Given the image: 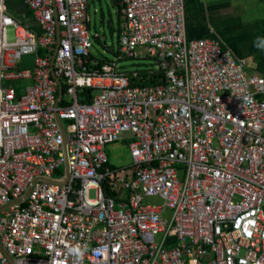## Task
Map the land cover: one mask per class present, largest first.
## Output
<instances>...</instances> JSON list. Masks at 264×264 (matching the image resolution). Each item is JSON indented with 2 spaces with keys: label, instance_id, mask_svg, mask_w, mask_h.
Segmentation results:
<instances>
[{
  "label": "built area",
  "instance_id": "obj_1",
  "mask_svg": "<svg viewBox=\"0 0 264 264\" xmlns=\"http://www.w3.org/2000/svg\"><path fill=\"white\" fill-rule=\"evenodd\" d=\"M116 1L117 59L142 49L160 84L92 55L88 0H25L39 35L0 0L2 248L13 264H264V76L188 40L183 0Z\"/></svg>",
  "mask_w": 264,
  "mask_h": 264
},
{
  "label": "crops",
  "instance_id": "obj_2",
  "mask_svg": "<svg viewBox=\"0 0 264 264\" xmlns=\"http://www.w3.org/2000/svg\"><path fill=\"white\" fill-rule=\"evenodd\" d=\"M183 3L188 40L218 41L224 50L245 59L249 72L264 76V0H183ZM113 4L118 6L120 17L118 1L113 0ZM5 12L31 33L40 34L25 0H5ZM32 61V57H25L22 69H31Z\"/></svg>",
  "mask_w": 264,
  "mask_h": 264
},
{
  "label": "rangeland",
  "instance_id": "obj_3",
  "mask_svg": "<svg viewBox=\"0 0 264 264\" xmlns=\"http://www.w3.org/2000/svg\"><path fill=\"white\" fill-rule=\"evenodd\" d=\"M88 33L93 42L92 55L98 59L118 60L119 49V8L113 4V0H88ZM7 39L13 41V32L7 30ZM140 54L135 59H119L120 70L128 74L134 72H151L158 70L153 59L148 57L142 49H137ZM126 138L128 134L124 135ZM109 165L116 169H123L130 164V155L127 141H118L106 147ZM87 196L94 198V191H88ZM145 203H159L158 198L147 197Z\"/></svg>",
  "mask_w": 264,
  "mask_h": 264
},
{
  "label": "trees",
  "instance_id": "obj_4",
  "mask_svg": "<svg viewBox=\"0 0 264 264\" xmlns=\"http://www.w3.org/2000/svg\"><path fill=\"white\" fill-rule=\"evenodd\" d=\"M120 33V31H119ZM119 55V53L117 52V56ZM108 59H104L102 61L106 62ZM155 63V62H154ZM130 76V74H128ZM130 81L132 85H158L163 81V74L161 73L160 70H156V71H151V72H142V73H138L137 77H131L130 76ZM65 87L63 86L62 91L64 92ZM93 94V90L92 89H87V90H83L79 93V100L81 101H87L89 98H91V95ZM109 165V163H108ZM110 166V165H109Z\"/></svg>",
  "mask_w": 264,
  "mask_h": 264
},
{
  "label": "water",
  "instance_id": "obj_5",
  "mask_svg": "<svg viewBox=\"0 0 264 264\" xmlns=\"http://www.w3.org/2000/svg\"><path fill=\"white\" fill-rule=\"evenodd\" d=\"M59 40H60V38H59V36H57V44H56V48H55V50H54V52H53V54H52V57H51V64L53 63L54 56H55V53H56V51H57V47H58V44H59ZM51 71H52V69H51ZM52 78L54 79V81H55L56 84H57V89H58V91H57V100H59V99L61 98V96H62V86H61V84H60L59 79H57L53 74H52ZM57 120H58V123H59V125H60V128H61V130H62V132H63V128H62V126H61V122L59 121V119H57ZM65 168H66V166H65ZM66 170H67V169H66ZM65 182H66V179L63 180V181L58 182L57 184H64ZM172 241H174V238H171L170 240H168L167 243L169 244V242H172ZM0 251H1L2 254L7 258L8 264H13L11 258L6 254V252H5L4 249L2 248L1 243H0Z\"/></svg>",
  "mask_w": 264,
  "mask_h": 264
}]
</instances>
